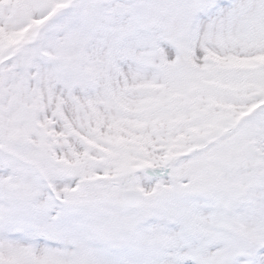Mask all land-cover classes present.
Returning a JSON list of instances; mask_svg holds the SVG:
<instances>
[{
    "label": "snow or ice",
    "instance_id": "obj_1",
    "mask_svg": "<svg viewBox=\"0 0 264 264\" xmlns=\"http://www.w3.org/2000/svg\"><path fill=\"white\" fill-rule=\"evenodd\" d=\"M0 264H264V0H0Z\"/></svg>",
    "mask_w": 264,
    "mask_h": 264
}]
</instances>
